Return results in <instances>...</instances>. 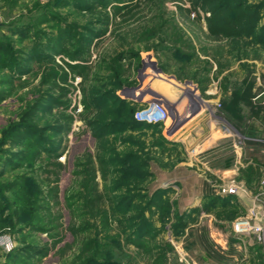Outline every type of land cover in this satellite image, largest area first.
I'll return each instance as SVG.
<instances>
[{
  "label": "rangeland",
  "instance_id": "1",
  "mask_svg": "<svg viewBox=\"0 0 264 264\" xmlns=\"http://www.w3.org/2000/svg\"><path fill=\"white\" fill-rule=\"evenodd\" d=\"M262 110L264 0H0V264H264Z\"/></svg>",
  "mask_w": 264,
  "mask_h": 264
},
{
  "label": "built area",
  "instance_id": "2",
  "mask_svg": "<svg viewBox=\"0 0 264 264\" xmlns=\"http://www.w3.org/2000/svg\"><path fill=\"white\" fill-rule=\"evenodd\" d=\"M158 116L159 115L152 117V120L158 122V120H156ZM259 183L261 190L250 197V204L245 214L234 220L233 230L236 234L254 235L260 243L264 255V174L262 175ZM238 191L247 193L246 187H239L236 184H231L227 188L226 193L236 194Z\"/></svg>",
  "mask_w": 264,
  "mask_h": 264
},
{
  "label": "trees",
  "instance_id": "3",
  "mask_svg": "<svg viewBox=\"0 0 264 264\" xmlns=\"http://www.w3.org/2000/svg\"><path fill=\"white\" fill-rule=\"evenodd\" d=\"M259 113H263L264 114V110H262V111H258V112H256V115H259ZM23 122L21 121H17V122H12V121H9L8 122V124H7V126L6 127H4V128H6V129H4L3 131H8V130H10V132L9 133H13L14 131L17 133V129H18V127H23ZM26 126V125H25ZM14 132V133H15ZM5 133V132H4ZM256 173L258 174V172H256V171H254V169L252 168V167H250V168H247L246 170H245V175H244V180H245V182L247 183V184H249L250 182H251V178L253 177V176H255L256 175ZM227 196H231V195H229V194H227ZM233 206V208H235L236 207V205H232ZM20 209H18V208H14V210H13V212H12V215H11V217L13 216L14 218H16L17 219V222H19V216H20V211H19ZM235 209L232 211V218L234 217V215H235ZM12 217V218H13ZM258 252L260 253L261 251V249H260V247L258 246ZM261 256H262V254L260 253L259 254V256H258V260H259V262H258V264H263V262H261ZM250 264H255V263H250Z\"/></svg>",
  "mask_w": 264,
  "mask_h": 264
},
{
  "label": "crops",
  "instance_id": "4",
  "mask_svg": "<svg viewBox=\"0 0 264 264\" xmlns=\"http://www.w3.org/2000/svg\"><path fill=\"white\" fill-rule=\"evenodd\" d=\"M239 194L241 195V199L244 200V202L249 206V204H250V196H248L247 193H243L241 191L236 193V195H239ZM229 195L232 196L233 194H229Z\"/></svg>",
  "mask_w": 264,
  "mask_h": 264
},
{
  "label": "bare ground",
  "instance_id": "5",
  "mask_svg": "<svg viewBox=\"0 0 264 264\" xmlns=\"http://www.w3.org/2000/svg\"><path fill=\"white\" fill-rule=\"evenodd\" d=\"M156 120L164 122V118H163L162 115H159ZM147 122H152L153 123L154 121L153 120H148Z\"/></svg>",
  "mask_w": 264,
  "mask_h": 264
}]
</instances>
